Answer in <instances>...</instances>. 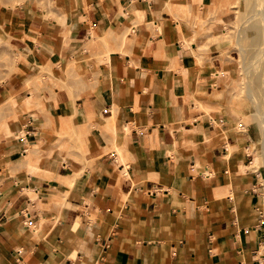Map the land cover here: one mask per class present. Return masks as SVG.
I'll use <instances>...</instances> for the list:
<instances>
[{
    "label": "crops",
    "instance_id": "1",
    "mask_svg": "<svg viewBox=\"0 0 264 264\" xmlns=\"http://www.w3.org/2000/svg\"><path fill=\"white\" fill-rule=\"evenodd\" d=\"M171 5L1 14L23 62L0 81V264H264L259 178L211 97L209 29L229 19L200 35ZM94 37L106 55L83 50ZM55 65L53 86L29 82Z\"/></svg>",
    "mask_w": 264,
    "mask_h": 264
},
{
    "label": "rangeland",
    "instance_id": "2",
    "mask_svg": "<svg viewBox=\"0 0 264 264\" xmlns=\"http://www.w3.org/2000/svg\"><path fill=\"white\" fill-rule=\"evenodd\" d=\"M189 1H192V13L187 12L189 7L186 5ZM179 2L185 4L186 7L177 6ZM193 2L196 3L195 0H173V5L169 6L168 12L169 14L176 13L177 16L185 17V19L188 18L193 24L196 26L198 25L200 35L202 33L206 34V31L210 28L208 27L209 24L217 26L222 23L223 19H229L228 24L225 22L224 26H221L223 24L220 25L221 29H226L224 34L216 36L218 32L215 30L210 31L209 29L212 37L211 41L215 44H209L207 46L210 51H216L217 57L215 58H217L221 66L219 72L215 71L213 73V93L211 97L218 101V109L223 111L233 126L240 124L247 127V132L245 131L243 133L238 131V127L234 129V132L241 134L243 136L242 138L247 142V152L251 154L250 160L253 162L254 157L257 159L258 166L256 165V167L251 170L256 172L259 178L258 181L261 185L264 179V149L262 148V137L257 131L256 124L253 120L251 102L245 99L243 92L238 93L236 91V89L240 88L245 78L249 81H253L254 79L252 75L253 69L249 71V73H244L242 71L246 69L245 66L248 62L254 60L249 58L251 40L257 39L260 43L264 41V35L261 30L257 31L253 37L244 36L243 32H241L248 25V23H245V20L255 0H207L205 3H200L197 6L193 4ZM57 5L58 0H0V16L2 13L14 9L21 10L32 8L33 10L37 9L44 12L45 18H48L55 16L53 12L56 10ZM197 10H199V12ZM237 37L239 38L238 43ZM0 40V81H3L11 75L21 71L20 64L23 62V58L21 52L14 50V47L10 45L9 36L7 33H4L2 27H0ZM84 48L87 52L99 55H106L110 51L105 43L102 45L99 42L95 44L88 43L83 47V50ZM255 67L257 66L255 65ZM56 70H58L56 65L54 69L51 67L41 68L38 76L29 82L36 84L38 87L37 90L44 88L46 84H51L53 86L55 82H57L56 79L59 77ZM257 70H259V68ZM53 71L56 73V76H58L57 78L53 76ZM249 74H251L250 77H248ZM70 77L72 80L79 78L78 76L75 77V75H71ZM199 106L201 109H204L205 112L210 110V108L203 103H200Z\"/></svg>",
    "mask_w": 264,
    "mask_h": 264
},
{
    "label": "bare ground",
    "instance_id": "3",
    "mask_svg": "<svg viewBox=\"0 0 264 264\" xmlns=\"http://www.w3.org/2000/svg\"><path fill=\"white\" fill-rule=\"evenodd\" d=\"M4 3H6V2H4ZM198 12H199V10H198ZM202 13H203V11H202ZM258 16H259V19H258ZM245 23H248V25L241 31V32H243L244 36H252L253 37V35L257 31H260V30L262 31V34L264 35V0H255L253 6L251 5V7H250V13L247 16ZM208 32L209 31H207V34H208ZM225 32H226L225 28H222V29L219 28L216 36H218L220 34L222 35ZM96 41H97V38L94 37L91 40V42H89V43L95 44ZM238 42H239V38L237 37V43ZM254 47H256V48H254ZM249 52H250L249 58L254 59V60L253 61L251 60L250 62H248L247 65L245 66L246 69H243L242 71L244 73H249V71H251L253 69L254 71H253L252 75L254 76V79H253V81L252 80L249 81V80H247V78L244 77L245 80H243L242 85L240 86L239 89H236V91L238 93L243 92L245 99L250 101L252 104L253 120L256 124L257 131L260 133V135L262 137V144H263L262 148L264 149V41L260 43L259 40L252 39ZM255 65L257 67H255ZM258 68H259V70H257ZM250 76H251V74H249L248 77H250ZM246 128L247 127L245 125L238 124V131H241L244 133L246 131ZM216 134H217V137L220 141H227L228 140L227 133L218 124L216 125ZM256 165H257V159H255V157H254V161L252 162L251 169L255 168ZM260 186H261V191H262L261 201H262V204L264 205V179L262 180Z\"/></svg>",
    "mask_w": 264,
    "mask_h": 264
}]
</instances>
